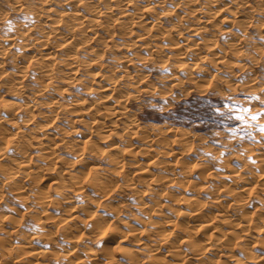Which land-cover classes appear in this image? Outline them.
<instances>
[{"label": "rangeland", "instance_id": "rangeland-1", "mask_svg": "<svg viewBox=\"0 0 264 264\" xmlns=\"http://www.w3.org/2000/svg\"><path fill=\"white\" fill-rule=\"evenodd\" d=\"M13 1L19 4V6L21 4H27L28 6L31 3L29 0H0V9H2L0 11H6L5 14L4 12L0 14V19L4 21L0 22V35L5 37L12 35L16 37L19 34L21 35L23 31H28L31 36H39V27H47L46 23L35 20L36 17H32V11L28 8L25 10L22 8H19V10L18 8H14L13 6L15 3H13ZM147 1L151 2V4H155L157 12L158 10L160 12L168 8L173 11L174 14H180V27H184L183 29L181 28L182 34L176 37L173 31H169L167 35H155L158 32L169 30L171 27L170 25H173L172 20H159L157 25L152 27L149 26L150 28L148 27L149 33L146 32L148 29L144 31V29L138 25L126 28L118 22L106 21L105 27L100 28L95 34L96 36L89 40L86 48L88 51H80L82 53H79V58L82 62L80 63L76 79L74 80H66L65 76L70 77V74L64 75L60 73L59 75L62 77V80L58 78L54 80L51 87L44 89L42 81H39L38 78L39 73L36 69L38 63H35L34 60L30 58H24L25 60H23V57H21L20 53H22V51H20V45H22L23 42L21 41L22 36L17 37L13 46L7 49L3 54V58L5 57V59H3V67H1L0 70V107L3 105L2 97L7 101L13 100L16 103L18 102V104H22L25 102L24 100L28 99L15 95L16 93L14 94V91L13 93L11 91L12 94H9L11 89L9 90V85L4 83V74L6 72L16 71L17 64L26 66L25 74L21 79L24 85L21 84L25 87L24 89L27 96L34 97V107L31 108V112H26L23 108L18 107V104L17 106L15 105L13 109L19 113V117L31 118L30 124L28 123L27 126V128H30L28 130L29 132L27 131L29 135L26 136L27 141L31 142L27 145L29 146L28 151L30 152L27 155V158L30 159V165L24 171L26 172V170L31 169V173L38 178L37 181L35 178L36 184L35 181H31L33 177H28V173L26 172L22 177L19 175L21 179L18 177V179L16 178L15 180L16 182L11 183L6 179L4 180V176L0 172L2 175H0V209H6L11 204L15 206L12 211L0 216V242H4L5 244L8 243V246H12L13 244L16 246V243H20L22 237L26 238V241H28L26 242V248L19 251L14 245L12 248L9 247L12 257L10 256L8 258L10 260H8L7 257L5 258V256L8 255H0V262H2V264H5L7 260L9 264H36L34 262L36 258H42L44 264L47 263L46 261H48L47 264H80L79 261L81 258H85L84 255L85 251H87V247H92L96 250L97 254L100 255L101 253L99 251L100 247H103L101 246L103 243H106L104 246L113 249L116 254V260H114L115 262L113 261L112 264L126 263L127 259L122 254L124 247H132V249L137 247L136 253L141 259L142 264L153 263L156 256L159 257L162 262L166 260L167 262L169 261L168 263H172L178 260L180 262L183 261L185 264H202V262H204L203 260L191 256L192 249L185 244L186 242L181 243L180 240L182 238H179L178 242H175L176 239L169 241L170 243H172V241L175 242L176 248L179 251L177 253L179 254L167 250L173 248V246H169L171 244H168V242L160 246L157 250L158 252L151 254V252L145 248H148L154 242V239L157 241L160 239V235L151 230L159 231L162 229V226L159 227L157 223L153 224L150 221H162L161 218L159 219V217L156 216L159 207L161 210L164 208L162 211H164L169 218H175L178 214L176 213L178 210H175V208L181 209L186 205L185 201L183 202L181 200L182 197H188L190 195L196 196L197 199L199 198L198 200L202 202L206 201L205 203L208 205L218 191L224 192L221 185L228 184L230 186L233 178H239L240 176L244 177L243 174L246 175L245 177H249L252 174L255 175L256 173H260L258 171H260L259 169L261 168V159L264 158V131H261L260 128L264 126V115L259 116L256 121L248 119L247 123L238 119V116L242 114L240 111L242 107L250 110L249 113H243L246 117L250 116V114L264 113V18H262V16L260 17L258 13L255 14L257 6H254L255 4L252 2L250 5L252 6L253 4L254 9L250 6V9L248 7L243 9L244 11L242 8L237 11H228L229 9L225 8L224 5L222 6L226 0H221L222 2H217L218 4H214L213 0H197L198 2H192V5L191 2H188L189 6L202 3V5L207 7V15L212 18L214 27L216 26V35H204L206 33V28L200 29L199 35H190L191 30L186 29L185 26L193 25L195 27L197 23L195 17L203 14L197 11L190 12L189 9L187 10V3L175 4L172 0H132L130 2L133 3L128 9L133 12L135 10L134 8L146 4ZM176 5L178 7H176ZM250 10L255 14H253V19H249L251 23H249L248 20L243 24L246 20L245 18H243L244 21L239 23L238 20H243L242 17L244 13L252 15L251 12V14L249 13ZM253 10L255 12H253ZM68 11H71V8L66 9V12ZM214 15L216 18H214ZM173 16L175 17V15ZM222 17L235 18L234 20H237L229 25L220 23L219 19ZM258 17H260L259 20L257 19ZM8 21H12L11 26L7 24ZM33 22L35 23L34 26L32 24ZM224 26L226 29H220ZM207 27L209 28V26ZM18 31H20V33ZM131 32L134 35H130ZM236 34L237 36H235ZM77 35L81 34L77 33ZM82 36L80 37L82 38ZM176 38L177 40H181V43L187 42L188 45L186 49L188 52L195 51L200 56L202 54L207 55V60H203V58L200 59V57L199 59H193L191 56H188L189 59L187 56L183 59L179 57L182 54L178 52L175 45L172 43ZM184 38H186L187 41L183 40ZM232 42H238L240 51L239 49L235 50L233 47L231 48ZM37 46L38 45H36V47ZM53 46L55 47V45ZM59 48L60 47L56 45L55 49L58 55L61 54ZM241 50H243V52ZM210 56L213 58L215 56H222V59H225L222 62L218 60L219 62L215 63L211 61L213 58ZM19 58H22V63L19 61ZM181 59L182 62L186 61L187 63L190 61L194 64H191L189 68H184L180 65L182 63ZM239 61L244 64V67L239 65ZM251 62H253V64ZM62 63L63 62H57L56 65L59 64V66L63 68L65 66ZM95 72L96 74L104 72L105 74H111L113 77L117 76L118 78L114 80H117L116 86L120 89L117 90L116 93L118 95H123L121 99L125 102L123 103L124 108L122 110L126 117L123 114L119 115L117 117L118 121L114 123V126H116L114 128L115 130L113 129V131L110 132L106 131L108 127H111L108 124V120L100 126H95L97 130L95 127H90V129L84 123L83 120L88 119V116H85L83 119L77 118V113H80L79 109L82 110L86 108L90 103H95L94 106L96 105V109L102 108L105 105V93L100 91V87L104 84V80H100V77L94 76ZM117 74H121V77ZM176 76L179 81L176 80ZM190 77L192 80L189 79ZM134 80H136L137 83H134ZM129 81H132L133 86H131L132 84H127L130 83ZM134 87L137 88L134 89ZM128 90L130 94L132 93V96L128 94ZM32 92H34V94ZM51 99H58L60 104L58 107H54L53 110L51 108ZM107 106H110V104H107ZM113 119L115 120V118ZM102 120L103 118L101 117L100 121ZM2 126L6 127H2L4 130L8 129L6 131H12L8 124H2ZM37 127L39 129L40 127L41 129H45L47 133L49 132L51 135V137L50 135L47 136L53 141L50 145L51 148L54 149L53 153L51 151L52 154L49 153L48 155L47 151L45 152L41 147L43 143H47L48 140L46 141L45 138L41 139L42 143L40 145V139L33 136V132L38 131ZM175 127L182 128V133H180V129L179 133L177 130L175 131ZM3 129L0 128V132H5ZM30 131L33 132L30 133ZM76 131L90 134L89 138L91 136L90 140L92 145H94L92 147L93 151H90L91 148H87L90 151L88 155L94 156V159L101 166L103 164L102 167H104V169H106L105 167H107V169L110 168L109 170L100 169L102 170L100 173L105 171L104 173L111 177H113L112 175L116 176L112 179L114 181H110L111 187H108L112 188V190H107V187L104 188L106 192L108 191V193L105 192L106 195H103L104 193L100 191L99 196V190L94 185L92 186V182L98 177L96 173H92L93 175L90 174L93 178L88 174V177L85 178V186L80 189H75L78 191L73 192V188L67 187L66 189L65 187V189L62 188L60 191L61 193L56 192L58 191L57 185H59V183H56L51 176H57L55 173L60 169L63 170V176L61 175V178L64 179L68 175H66V173L71 169L70 165L80 160V155L76 156L75 152L72 151L73 147L71 149V146H74V143H76L78 139V136H75ZM184 131H186V133ZM11 136L13 135L8 137ZM141 136H145L146 138H141ZM26 143L24 142V144ZM111 145L121 146L122 148L118 147L117 150L110 151ZM97 146L102 148L103 151L94 150ZM127 147H131V152ZM119 148L121 150H119ZM248 149L250 150L248 151ZM94 151L97 153H94ZM105 151L111 152L117 158L118 163L112 162V164L108 156L111 153L108 154ZM163 151H166V153ZM61 168H64L66 173L64 169ZM140 170H144L143 173H140ZM251 170L255 173H252ZM108 172L111 173L109 174ZM184 174L187 175L185 176ZM238 174L240 175L238 176ZM95 175L96 177H94ZM155 175L157 177H155ZM88 178L91 181L93 179V181L88 183ZM19 179L20 181H18ZM20 182L24 183L23 185L27 193H23L19 196L16 190ZM34 185H36L35 188ZM36 187L37 189L38 187L40 189L42 188L43 192L46 193L44 195H46L47 199L43 206H40L38 202L32 199L31 195L33 190H36ZM70 189H72V191ZM222 192L219 194H223ZM261 193L263 194L260 189H257V192L255 191L253 194L255 196H247V198H249L247 210H249L248 213H246L255 217L253 220V222L255 221L254 224L258 222L260 225L264 219L263 215H261L262 219H260V215L258 216V212L261 214L260 211H262L259 210L260 207L258 206V198L264 195ZM86 194H89V196ZM95 195H97V197ZM28 196H30V198ZM93 196L97 198L96 200L98 202L96 200V203L94 202L96 205L91 203V199L89 201V198H93ZM103 196H105V198H103ZM98 198L100 200H98ZM66 199H71V202H67ZM153 200L156 202L159 201L160 206H158V209L156 207H151L150 209L148 208V210L145 208L147 211L142 210L144 209L142 206L145 205L142 204L143 202L152 204L154 202ZM107 202L109 205L111 204L109 207L110 209L104 211L103 207L105 204H108ZM82 203H85V205L90 203L89 208L92 209L94 213L97 212L96 214L101 216L99 217L100 220L102 219L103 222L106 221V225L102 226L103 229L96 231L88 238L84 234L88 229L85 224H87L88 221L90 222L92 216L88 211H83L85 205ZM92 205L93 207L91 208ZM74 209L76 211L72 217L71 211H74ZM115 209H118L119 212ZM209 212L210 211H207V216L210 217L212 213L208 215ZM84 214H87L88 217H85ZM30 215L32 218H30ZM9 217H15V219H9ZM79 217H83V219L80 218L83 220V223L81 222L82 220L78 219ZM104 217L105 220H103ZM42 221L46 222V229H48L45 232H41L38 229ZM65 221L68 223L66 222V225H63ZM103 222L102 224H104ZM67 224L70 225V228H68L69 226H67ZM215 224H217L218 227L225 228L221 223L215 222ZM155 226L156 230L154 228ZM177 226L179 227L180 224H177ZM114 227H119L118 232L111 234V230ZM171 227H168V230H170ZM176 227H172L171 230L178 232L179 229ZM76 228L80 229L79 231L82 230V232L79 233L78 231L77 233ZM103 230L108 232L105 236H103ZM131 232L137 234V238H139L140 241L133 239L132 236H130ZM151 232L153 235L150 234V237L147 236ZM185 233L186 232H184V234ZM95 234L96 238L93 239ZM122 234L129 235L124 237ZM216 234L215 232L213 233V235L217 237L218 234ZM74 235H76V239ZM114 236L116 240L122 237L124 238L125 241L123 240L121 242L123 247L121 245V247H119L112 239ZM207 236H209V234H207ZM14 238L16 240H14ZM79 238H84V240H82L83 242H81ZM222 238L223 237L219 239L221 240L220 242H222ZM139 242H142L143 245H139ZM241 242L242 239L236 240L231 246L232 249L231 247L228 248V246L226 247L228 249L221 250L219 249L221 247L217 248L218 250L212 249L213 251L205 249L201 255L213 261L216 259V264H235L236 258H246L244 256L248 255V250L250 252L249 254H261L264 256V251L259 249V240L254 238L250 241L246 248L247 251H243L244 249L240 247ZM75 244L79 246V250L77 247L73 246ZM83 244L86 246L82 247ZM51 250H53V252ZM47 251L48 253L45 255ZM51 252L53 254L55 252L54 257ZM49 253H51L50 255L52 256H50ZM185 253L187 256L182 260L181 258H183ZM79 254H81V256ZM68 255L71 258L68 257ZM152 255L154 258H152ZM21 256L23 258L21 261L16 259ZM233 260L235 262H233ZM199 261L201 262L199 263ZM107 263L111 264L109 262Z\"/></svg>", "mask_w": 264, "mask_h": 264}, {"label": "bare ground", "instance_id": "bare-ground-1", "mask_svg": "<svg viewBox=\"0 0 264 264\" xmlns=\"http://www.w3.org/2000/svg\"><path fill=\"white\" fill-rule=\"evenodd\" d=\"M31 1V3L29 4L28 2V6L27 4L24 5V4H21L19 6V4H16L15 1H13V3H15V5L13 6L14 8H19L21 9H30L32 11V17H36L35 20H40L42 23H46L47 27H39L40 28V35L39 36H31L30 33L27 31V32H24L22 33L21 31V35L19 34L18 36L16 37H12L11 36H1L0 35V70H1V67L2 66V63H3V59H5V57L3 58V54L6 52L7 49H10L13 44L16 42V39L17 37H21L22 36V45H20V51H22L21 54V57H23V60H25L24 58H30L32 60H34V62L38 63L37 66H36V69L39 73V81H42L43 83V86H44V89H47L49 87H51L53 85V82L54 80L58 79V78H61L62 80V77H60V73H63L64 75L65 74H70V77L68 76H65L66 80L69 79L70 80H74L76 79V75H77V71L79 70V67H80V63L82 62L81 59L79 58V53H82L83 51H88L86 50L87 48V45L89 43V40L91 38H94L97 33V31L100 29V28H103L105 27V23L106 21H112V22H118L120 23L121 25H123L124 27L126 28H130L134 25H138L140 26L141 28L144 29H148L149 26H154V25H157V23H159V20L163 19V20H172V24L173 25H170L171 27L169 28V30H166V31H163V32H158L156 33L155 35H167V33L169 31H173L177 37V35H181L182 32H181V28L183 29L184 27H180L181 26V21H180V14H174L173 11H171L170 9L168 8H165L163 10H161L159 12L156 11V6L155 4H151V2H146V4L144 5H139L137 6L136 8H134L135 10L133 12L129 11L128 8H130V6L132 5L133 2H130L132 0H128V1H124V0H29V2ZM163 1V0H162ZM174 1L175 4H180V3H187L188 2H191V5H192V2L196 1L198 2L197 0H172ZM209 1V0H208ZM221 0H213L214 4H218L217 2H219ZM224 1V0H223ZM207 2V1H206ZM222 2V1H221ZM254 2V6H257L255 11L253 10V12L258 13L260 15V17L262 16V18H264V0H226V2H224L222 4V6L224 5L225 8L229 9L228 11H232V10H235L237 11L238 9H245V8H248L250 9V4ZM18 3V2H17ZM204 3V2H203ZM208 3V2H207ZM174 4V5H175ZM186 4V5H187ZM189 6V4L187 5V10L189 9L190 12H195L197 11L198 13L200 12V14H203V15H199L198 17H195L197 23L195 25V27L193 25H187L185 26L186 29L188 30H191L190 32V35H199V30L202 29V28H206L205 30V34L204 35H216V31H215V27H214V23L212 21V18L207 15V7H205L204 5H202V3H198L194 6ZM221 5V4H220ZM74 7V8H73ZM176 7H178L176 5ZM220 7V6H219ZM253 7V4L251 6V8ZM1 8V7H0ZM13 8V9H14ZM60 8V9H59ZM68 8H71V11H68L66 12V9ZM254 9V7L252 8ZM2 10V9H0ZM4 10V9H3ZM223 10V9H222ZM66 13H65V12ZM227 11V12H228ZM244 11V10H243ZM1 12H4V11H0V14H2ZM6 12V11H5ZM4 12V14H5ZM8 12V11H7ZM251 12V10L249 11V13ZM220 13V12H219ZM252 13V12H251ZM250 13V14H251ZM190 14V13H189ZM253 14L252 15H247V14H243V18H245L246 20L244 21L243 20H238V22H243V24L245 22H247L249 19H253ZM254 14V15H255ZM175 15V17L173 16ZM239 15V14H238ZM1 17V16H0ZM258 17L257 19L259 20ZM4 18V17H3ZM214 18L215 15H214ZM235 19V18H234ZM234 19H231V18H220L219 21L220 23H225V24H233L234 22H236V20ZM2 19H0V22H4L3 20L1 21ZM250 20L248 21L249 23ZM39 21V22H40ZM261 21V20H260ZM2 24V23H1ZM33 26L35 25V23L33 22L32 23ZM260 24V23H259ZM262 24V22H261ZM45 25V24H44ZM211 25V26H210ZM240 25V24H239ZM247 25V24H246ZM32 26V28H33ZM209 26V28L207 27ZM242 26V25H241ZM29 27V26H28ZM122 27V26H121ZM258 27V26H257ZM150 28V27H149ZM16 29V28H15ZM30 29V28H29ZM28 29V30H29ZM220 29H226L225 26L224 27H221ZM123 30V29H121ZM125 30V29H124ZM131 30V29H130ZM207 30H208V34H207ZM148 30H146L147 33ZM20 33V31H18ZM125 32V31H124ZM201 32V31H200ZM77 33L81 34V35H77ZM127 33V32H126ZM144 33V32H143ZM152 33V32H151ZM128 34V33H127ZM132 34V32L130 33V35ZM83 35V36H82ZM134 35V34H132ZM82 36V38L80 37ZM237 36V34L235 35ZM135 37V36H134ZM137 37V36H136ZM154 37V36H153ZM175 37V36H174ZM211 38V37H210ZM20 39V38H18ZM131 39V38H130ZM148 39V38H147ZM198 39V38H197ZM209 39V38H208ZM207 39V40H208ZM132 40V39H131ZM136 40V39H135ZM138 40V39H137ZM183 40H186V38H184ZM134 41V40H133ZM145 41V40H144ZM201 41V40H200ZM203 41V40H202ZM183 42V41H182ZM133 43V42H132ZM173 45H175V48L178 50V52L180 54H182L181 57L182 59L186 56L188 58V56H191V58L193 59H200L203 58L207 60V55H199L198 53H196L195 51H191V52H188V50L186 49L187 47V42H184V43H181V40H174L172 41ZM233 44H231V48L233 47V49L235 50H238L240 51V47H238V42L235 43V42H232ZM241 43V42H240ZM126 44V43H125ZM142 44V43H141ZM146 44V43H145ZM144 44V45H145ZM202 44V42H201ZM36 45H38L36 47ZM55 45H58L60 48V52L61 54H57L56 52V49L55 47L53 46ZM124 45V44H123ZM138 45V44H137ZM192 45V44H191ZM213 45V44H212ZM254 45V43H253ZM140 46V45H139ZM256 46V45H255ZM124 47V46H123ZM194 47V46H193ZM205 47V46H204ZM229 47V45H228ZM198 49V48H197ZM213 49V48H212ZM242 49V48H241ZM246 49V48H245ZM92 50V49H90ZM257 50V49H256ZM263 50V49H262ZM82 51V52H80ZM182 51V52H181ZM234 51V50H233ZM243 52V50H241ZM211 52V51H210ZM225 52V51H224ZM231 52V51H230ZM237 52V51H236ZM148 53V52H147ZM216 53V52H215ZM250 53V52H249ZM257 53V52H256ZM263 53V52H262ZM7 54V53H6ZM13 54V53H12ZM100 54V53H98ZM149 54V53H148ZM210 54V53H208ZM224 54V53H223ZM235 54V53H233ZM245 54V53H244ZM247 54V53H246ZM253 54V53H252ZM177 55V54H176ZM242 55V54H241ZM7 56V55H6ZM14 56V55H13ZM137 56V55H135ZM236 56V55H235ZM9 57V56H8ZM128 57V56H127ZM211 57V56H210ZM209 57V58H210ZM216 57V56H215ZM214 57V58H215ZM234 57V56H233ZM232 57V58H233ZM141 58V57H140ZM213 58V57H211ZM211 59L212 62H219L221 60L224 61L225 58L222 59V56L220 57H216L215 59ZM238 58V57H237ZM251 58V56H250ZM18 59V58H17ZM20 59V58H19ZM22 59V58H21ZM21 59L19 61H21ZM120 59V58H119ZM182 59H181V62H182ZM189 59V58H188ZM227 59V58H226ZM16 60V59H14ZM30 60V61H32ZM187 60V59H186ZM219 60V61H218ZM228 60V59H227ZM249 60V59H248ZM198 61V60H197ZM210 61V62H211ZM27 62V61H26ZM57 62H63L62 64L65 66L63 68H61L58 65H56ZM178 62V61H177ZM180 62V60H179ZM239 65L244 67L243 63L241 61H239ZM249 62V61H248ZM16 63V62H15ZM22 63V61H21ZM197 63V62H196ZM246 63V62H245ZM253 64V62H251ZM17 64V63H16ZM27 64V63H26ZM25 64V65H26ZM61 64V65H62ZM193 65L194 63L193 62H187L184 61L182 62L180 65L183 66L184 68L185 67H188L190 65ZM224 64V63H223ZM15 65V64H14ZM238 65V66H239ZM250 65V64H249ZM197 66V65H196ZM225 66V65H224ZM252 66V65H251ZM16 67V66H15ZM26 66L24 65H18L17 64V67H16V71L13 70L10 71V72H6L4 75L5 78H4V83H6L7 85H9V94L13 93L14 91V94L15 95H19L21 97H25V98H28L27 100H24L25 102L22 103V104H18V102H14L13 100H6L4 97H2L3 99V105L2 107H0V128L3 129L2 127H5V126H2V124H8L10 126V128L12 129V131H6L8 129H3L5 132H0L1 135H0V172L2 173V175L4 176V180L6 179L8 182H16V178L18 179V177L20 178L19 175H21V177L23 175H25V173L27 172L28 173V177H33L31 181H35V178H36V181H37V178L35 175H33V173H31V169H28L26 170V172L24 171L25 169H27L30 165V159L27 158V155L30 153L28 150H29V145L31 142L30 141H27V135L28 134V130L30 128H27L28 126V123L30 122V117L28 118H21L19 117V113L13 109L15 107V105L17 106V104L19 105L18 107L20 108H23L26 112H31V108L34 107V97L31 96V97H28L27 96V93L25 91V87L23 86L24 84L22 83L21 79L22 77L24 76L25 74V68ZM219 67V66H218ZM227 67V66H226ZM114 68V67H113ZM117 68V67H116ZM177 68V66H176ZM119 69V68H118ZM183 69V68H182ZM223 69V68H222ZM6 70V69H4ZM110 70V69H109ZM112 70V69H111ZM189 70V69H187ZM241 70V69H240ZM230 71V70H229ZM4 72V71H2ZM111 72V71H110ZM121 72V71H120ZM253 72V71H252ZM112 73V72H111ZM114 73V72H113ZM127 73V72H126ZM1 74V73H0ZM216 74V73H215ZM119 75V74H117ZM123 75V74H122ZM176 75V74H174ZM96 77H100L99 79L100 80H104V84H102V86L100 87V91L104 92L105 93V105L103 106L101 103V105L103 106L102 108H95L94 104L92 103H88L89 106H87L86 108L80 110V113H77L79 119H83L85 116H88V119L86 120H83L84 123L86 124L87 127H97V126H100L101 124H104L106 123V121L108 120L109 121V126L111 127H106V131L107 132H110V131H113V129L116 127L114 126L115 122H117V117L121 114L124 115V111L122 110L124 108L123 106V103H125L121 97L123 95H118L116 93L117 90H119L120 88L117 87V80H114L115 78L117 79L118 77L117 76H112L111 74H105L104 72L101 73V74H96L95 72V75ZM121 77V74L119 75ZM124 76V75H123ZM131 76V75H130ZM193 76V75H192ZM248 76V75H247ZM68 77V78H67ZM186 77V76H185ZM219 77V76H218ZM233 77V76H232ZM253 77V76H252ZM36 78V79H38ZM178 77L176 76V80ZM180 78V77H179ZM195 78V77H194ZM140 79V78H139ZM191 79V77L189 78ZM220 79V78H219ZM181 80V79H180ZM192 80V79H191ZM179 81V80H178ZM249 81V80H248ZM130 83H127L131 86H133V83L132 81H129ZM134 83L137 81L134 80L133 81ZM176 82V81H175ZM182 82V81H181ZM23 85H22V84ZM41 83V82H40ZM126 83V82H125ZM251 83V82H250ZM5 84V85H6ZM179 84V83H178ZM140 85V84H139ZM214 86V85H213ZM128 87V86H127ZM138 87V86H137ZM137 87H134L137 88ZM8 88V87H7ZM42 88V87H41ZM141 88V87H139ZM43 90V89H42ZM41 91V90H40ZM45 91V90H44ZM133 91V90H132ZM11 93V94H12ZM34 94V92H32ZM126 93V92H125ZM13 94V95H14ZM124 94V93H122ZM128 94L130 96H132L128 90ZM36 95V94H35ZM127 96V95H126ZM125 96V97H126ZM136 96V95H135ZM1 97V96H0ZM124 97V98H125ZM1 99V98H0ZM22 99V98H21ZM1 100V101H2ZM51 108L53 110L54 107H58L60 104H59V100L58 99H51ZM80 103V102H79ZM78 103V104H79ZM83 103V102H82ZM110 104V106H107V104ZM81 105V104H80ZM99 105V103H98ZM97 105V106H98ZM100 107V106H99ZM14 110V111H13ZM49 110V109H48ZM67 110V109H66ZM24 111V112H25ZM20 112V111H19ZM25 112V113H26ZM53 113V112H52ZM18 115V116H17ZM22 115V113H21ZM31 115V114H29ZM50 115V114H49ZM24 116V115H23ZM48 116V115H47ZM51 116V115H50ZM126 117V115H124ZM32 117V116H31ZM52 117V116H51ZM100 117V119H99ZM101 117L103 118L102 121L101 120ZM115 118V120L113 119ZM51 120V118H50ZM131 122V121H130ZM30 124V123H29ZM127 124V123H126ZM43 127V126H41ZM40 129L38 128V131H30L33 132V136H36L37 138L40 139V145L42 143V140L43 138L46 139L47 143H43V145L41 146L43 149L42 150H45V152L47 151V154L49 155V153H53L54 149L51 148V143H53L52 139L50 138L51 135L49 134V132L47 133V131L45 129ZM95 127V128H96ZM6 128V127H5ZM90 128V129H91ZM131 128V127H130ZM97 129V128H96ZM100 129V128H99ZM175 131L177 130L178 133L180 131V133H182V128L180 127H175L174 128ZM180 129V130H179ZM36 130V128H35ZM89 130V129H88ZM98 130V129H97ZM115 130V129H114ZM184 130V129H183ZM186 130V129H185ZM28 131V132H27ZM90 132V131H88ZM134 132V131H133ZM186 133V131H184ZM80 132L76 131L75 132V136L77 135L78 136V139H77V142L74 143V146H71V149L73 147V152H75L76 156L80 155L79 157V161L75 164L72 163L71 166V169L70 171H68L67 173L65 172V169L64 168H61V169H64V172L66 173V177L63 179L61 178L63 175V170H56L57 173V176H51V178L53 177L54 181L56 183H59V185H57L58 187V191H56L57 193H61L60 191L62 190V188L67 189V187L69 188H73V192L74 191H78V190H75V189H80L82 187H84V183L86 182V179L88 177V174L90 176V174L92 173H96L97 174V179L92 181L89 179L88 183L89 182H92V186L94 185L98 190H99V196H100V191L102 193H104L103 195H106V193H108V191L106 192V190L104 189L105 187H107V190L111 189L112 188H108V187H111L110 185V181L113 179V177H116L114 175H112L113 177L109 176L108 174H105L103 171L102 173H100V169H104L103 164L102 166L94 159V156H90L88 155V153H90V151H93V145L91 143V136L89 138V135L88 133L86 132ZM183 133V134H185ZM188 133V132H187ZM38 134V136H37ZM115 134V132H114ZM182 134V135H183ZM10 135H13L11 137H8ZM47 135H50L47 136ZM53 135V134H52ZM108 135V134H107ZM117 135V134H116ZM187 135V134H186ZM76 136V137H77ZM101 136V135H100ZM104 136V135H103ZM106 136V135H105ZM16 137V138H15ZM81 137V138H79ZM118 137V136H117ZM140 137V136H139ZM145 137V136H143ZM141 136V138H143ZM149 137V136H148ZM185 137V135H184ZM32 138V136H31ZM30 138V139H31ZM146 138V137H145ZM29 140V139H28ZM149 140V139H148ZM177 140V139H176ZM32 141V140H31ZM34 141V140H33ZM36 141V140H35ZM24 142L26 144H24ZM37 142V141H36ZM44 142V141H43ZM75 142V141H74ZM126 142V141H125ZM177 142V141H176ZM55 143V142H54ZM73 143V142H72ZM129 143V142H128ZM114 144V143H112ZM121 144V143H120ZM132 145V144H131ZM107 146V145H106ZM112 147H110V151L112 150H117L118 147H121V146H117V145H111ZM125 146V144H124ZM130 146V145H129ZM137 146V145H136ZM167 146V144H166ZM87 148H91L90 151L87 149ZM122 148V147H121ZM128 148V147H127ZM171 148V147H170ZM41 149V148H40ZM102 148L100 147H95L94 150H99V151H103V149L101 150ZM131 147L128 148V150L130 151ZM41 150V151H42ZM119 150H121L119 148ZM127 150V149H126ZM127 150V152H128ZM157 150V149H156ZM155 150V151H156ZM250 149H248L249 151ZM133 151V150H132ZM145 151V150H144ZM107 152L108 154L111 153L109 151H105ZM121 152V151H120ZM131 152V151H130ZM164 153H166V151H163ZM51 153V154H52ZM94 153H97L94 151ZM93 153V154H94ZM101 153V152H100ZM122 153V152H121ZM139 153V152H138ZM150 153V152H148ZM71 154V152H70ZM92 154V153H91ZM129 154V153H128ZM74 155V154H73ZM104 155V154H103ZM141 155V154H140ZM164 155V154H163ZM99 156V155H98ZM110 157V162L112 163H118V160L117 158L111 153L108 155ZM108 157V158H109ZM30 158V157H29ZM239 158V157H238ZM109 160V159H108ZM258 160V159H257ZM109 162V163H110ZM241 162V161H240ZM68 163V162H67ZM112 163V164H113ZM110 165V164H109ZM243 165V164H242ZM261 168L259 169L260 173H256L254 176H249V177H245L246 175H244V177H239V178H233L232 179V183H230V186L228 184H224L223 186L221 185V187H223V191L221 192L223 194H219L221 192L218 191V193H216V195L213 196L212 200H211V203H208V205L205 203V202H202L200 200L197 199L196 196H188V197H182L181 200L185 203L186 205L184 207H182L181 209H177L175 208V210H178V213L177 216L175 218H169L168 215H166V213H164V211L161 210V208L159 207L158 209V206H160V203L159 201H154L152 204H146V202H143L142 204H145L144 206H142V210H146L145 208H148L150 209L151 207L154 208L156 207L159 211L157 212L156 216L159 217V219L161 218L162 221L160 220V222L157 220H152L150 222H152L153 224L154 223H157V225L162 226V229L161 232L160 230L159 231H154V230H151L152 232H155L157 233L158 235H160V239L157 241L156 239H154L153 243L148 247V248H145L147 249L149 252H151V254H154L155 252H158L157 250L159 249L160 246H162L164 243H167L168 244H171L169 246H173V248L171 249H167L168 251L171 250V252L173 251L175 254L178 251V249L176 248V245H175V242L177 241L178 242V239L182 238L180 241L181 243L182 242H186L185 244H187V246H189V248L191 247L192 249V254L191 256H194L195 258L197 259H201L203 260L204 262H202V264H216V259L211 260V259H207L208 257H202V252L205 250V249H209V250H212V249H217L219 247L220 250L221 249H228L230 248L235 242L236 240L238 239H242V242H241V245L240 247L242 249H244L243 251L246 250V248L248 247L249 245V242L252 241L254 238L256 240H259L260 241V247L259 249L260 250H263L264 251V219L260 225V223L257 222V224L253 222V220L255 219V217L253 215H250V214H246L248 213V210H247V206L249 204V198H247V196H255L253 195L254 192L256 191L257 192V189H260L263 194H264V158L261 159ZM106 166V165H105ZM183 167V166H182ZM181 167V168H182ZM107 169V167H105ZM180 168V167H179ZM55 169V168H54ZM104 169V170H106ZM110 168H108L107 170H109ZM115 169V168H114ZM246 169V168H245ZM252 169V168H251ZM257 169V168H256ZM178 170V169H177ZM247 170V169H246ZM113 171V170H112ZM144 170H140L139 172L140 173H143ZM183 171V170H182ZM252 172V170H251ZM104 173V174H103ZM109 174L111 172H108ZM184 173V171H183ZM235 173V172H234ZM252 173H255V172H252ZM99 174V175H98ZM188 174V173H187ZM187 174H184L185 176ZM1 175V174H0ZM1 175V176H2ZM62 175V176H61ZM93 175V174H92ZM117 175V173H116ZM152 175V174H151ZM175 175V174H174ZM236 175V174H235ZM240 174H238L239 176ZM38 176V175H37ZM150 176V175H149ZM162 176V175H161ZM184 176V177H185ZM237 176V177H238ZM92 177V176H90ZM96 177V175L94 176ZM155 177H157L155 175ZM93 178V177H92ZM21 179V178H20ZM20 179L18 181H20ZM129 179V178H128ZM141 179V178H140ZM143 179V178H142ZM3 181V180H2ZM35 181V183L37 184V182ZM114 181V180H112ZM125 181V180H124ZM147 181V180H146ZM172 181V180H171ZM189 181V180H188ZM234 181V182H233ZM5 182V181H4ZM3 182V183H4ZM231 182V181H230ZM31 183V182H30ZM124 183V182H123ZM24 183L20 182V184L18 185V191L16 190V193L20 196L22 195L23 193H27L26 190H25V186L23 185ZM55 184V183H54ZM117 184V183H116ZM114 184V185H116ZM122 184V183H121ZM129 184V182H128ZM233 184V185H231ZM27 185V184H25ZM88 185V184H87ZM90 185V184H89ZM17 186V185H16ZM36 185H34V188H35ZM53 186V185H52ZM56 186V185H55ZM54 186V187H55ZM113 186V184H112ZM217 186V185H216ZM15 187V186H14ZM28 187H31V186H28ZM51 187V186H50ZM93 187V188H95ZM148 187V186H147ZM153 187V186H152ZM27 188V187H26ZM32 188V187H31ZM33 188V189H34ZM92 188V189H93ZM95 188V189H96ZM115 188V187H114ZM113 188V189H114ZM16 189V188H15ZM30 189V188H29ZM96 189V190H97ZM9 190V189H8ZM28 190V189H27ZM72 191V189H70ZM97 190V191H98ZM47 191V190H46ZM83 191V190H81ZM85 191V190H84ZM95 191V190H94ZM164 191V190H163ZM208 191V190H207ZM11 192V191H10ZM89 192V191H88ZM106 192V193H105ZM112 192V191H111ZM212 192V191H211ZM31 193V192H30ZM85 193V192H84ZM83 193V194H84ZM110 193V191H109ZM117 193V192H116ZM46 193L43 192L42 188L40 189L38 187H36V190H33L32 192V199L35 200L36 202H38L40 204V206L44 205L46 203V195H44ZM78 194V193H77ZM214 194V193H213ZM262 194V193H261ZM262 194V195H263ZM64 195V194H63ZM85 195V194H84ZM89 196V194H86ZM181 195V194H180ZM61 196V195H60ZM80 196V195H79ZM97 197V195H95ZM30 198V196H28ZM66 197V196H65ZM89 198V201L91 199V203L93 204L95 202V200L97 198ZM250 197V198H251ZM63 198V197H62ZM84 198V197H83ZM88 198V197H87ZM103 198H105V196H103ZM115 198V197H114ZM20 199V198H19ZM86 199V198H85ZM179 199V198H177ZM258 206L260 207L259 210H262L260 211L261 214H259L258 212V216L260 215V219L261 218V215L264 216V195L261 197V198H258ZM57 200V199H56ZM67 200V199H66ZM98 200H100L98 198ZM105 200V199H104ZM180 200V199H179ZM34 201V202H35ZM87 201V199H86ZM97 201V200H96ZM106 201V200H105ZM178 201V200H177ZM67 202H71V199H68ZM88 202V201H87ZM86 202V203H87ZM98 202V201H97ZM112 202V201H111ZM110 202V203H111ZM96 203V202H95ZM94 203V204H95ZM108 203V202H107ZM85 205V203H82ZM80 204V205H82ZM93 204V205H94ZM12 205V204H11ZM11 205H7L8 207L5 209H0V216L2 215H5L7 212L9 211H12L15 206H11ZM93 205L91 206V208L93 207ZM96 205V204H95ZM99 205V204H98ZM111 205V204H110ZM109 203L108 204H105L104 207H103V210L104 211H108V209H110ZM178 205V204H177ZM251 205V204H250ZM23 206V205H22ZM87 206V207H86ZM90 206V203L85 205L84 206V210L83 211H88L89 214H91L92 216V219L90 220V222L88 221L87 224H85L87 226V231L86 233H84L87 238L92 236L96 231H100V229H103L102 226L103 225H106L105 222L102 221V219L100 220L99 215H97L96 213H94L92 211V209L89 208ZM141 206V205H140ZM81 207V206H80ZM86 207V208H85ZM178 207V206H177ZM155 208V209H156ZM180 208V207H178ZM255 208V206H254ZM42 209V208H40ZM83 209V208H82ZM156 209V210H157ZM43 210V209H42ZM118 211V209H115ZM146 210V211H147ZM215 210V211H214ZM258 210V211H259ZM75 209L74 211L72 210L71 211V215L73 217V215L75 214ZM114 211V210H113ZM207 211H210L208 213V215L211 214V216H207ZM240 211V212H238ZM242 211V212H241ZM37 212V211H35ZM40 212V211H39ZM115 212V211H114ZM119 212V211H118ZM168 212V211H167ZM19 213V212H18ZM38 213V212H37ZM250 213V212H249ZM39 214V213H38ZM255 214V213H254ZM257 214V213H256ZM24 215V214H23ZM32 215V214H31ZM30 215V216H31ZM35 215V214H34ZM85 215V214H84ZM13 216V215H12ZM36 216V215H35ZM88 217V215L86 214L85 217ZM262 216V217H263ZM34 217V216H33ZM37 217V216H36ZM171 217V216H170ZM11 218H14L15 217H11ZM9 217V219H11ZM32 218V216L30 217ZM38 218V217H37ZM40 218V217H39ZM50 218V217H49ZM83 217H79L78 219H80ZM166 218V219H165ZM5 219V218H4ZM12 219V220H14ZM17 219V218H16ZM21 219V218H20ZM43 219V218H42ZM45 219V218H44ZM80 219V220H82ZM158 219V220H159ZM18 220V219H17ZM86 220V218H85ZM105 220V217L104 219ZM217 220V221H215ZM7 221V220H6ZM16 221V220H14ZM41 221V220H40ZM120 221V220H119ZM17 222V221H16ZM66 222H63V225H66ZM83 223V220L81 221ZM85 222V221H84ZM102 222L104 224H102ZM110 222V221H108ZM215 222H218V223H221L225 226V228H221V227H218L217 224H215ZM261 222V220H260ZM62 223V222H61ZM68 223V222H67ZM72 223V222H71ZM112 223V222H111ZM151 223V224H152ZM14 224V223H13ZM76 224V223H75ZM177 224H180V226L178 227ZM8 225V224H7ZM77 225V224H76ZM82 225V224H81ZM67 226H69L68 228H70V225L67 224ZM111 226V224H110ZM154 226V225H153ZM178 227V232H174L173 230H171L172 227ZM3 227V226H2ZM1 227V228H2ZM15 227V226H14ZM106 227V226H104ZM168 227H171L170 230H168ZM176 227V228H177ZM13 228V226H12ZM72 228V227H71ZM79 228H80V225H79ZM119 228V227H118ZM118 228L117 227H114L112 228V233H116L118 232ZM155 230H156V226L154 227ZM39 231L41 232H45L46 230V222L42 221L40 223V226H39ZM64 229V228H63ZM74 229V228H72ZM151 229V228H150ZM153 229V228H152ZM75 230V229H74ZM73 230V231H74ZM80 229H77L76 228V232L78 233ZM35 231V230H34ZM36 232V231H35ZM75 232V231H74ZM82 232L79 231V233ZM103 232V236L106 235V232L105 230L102 231ZM121 232V231H119ZM149 233L147 236L150 237V234L153 235V233ZM172 232V233H171ZM184 232H186L184 234ZM217 233V237L213 235V233ZM51 233V232H50ZM110 233V231H109ZM125 233V232H124ZM127 233V231H126ZM139 233V232H138ZM180 233H183V234H180ZM9 234V233H8ZM36 234V233H35ZM47 234V233H46ZM54 234V233H53ZM51 234V235H53ZM75 234V233H74ZM97 234V233H96ZM96 234L94 235L93 239L96 238ZM101 234V233H100ZM119 234V233H118ZM207 234H209V236H207ZM28 235V234H27ZM48 235V234H47ZM77 235V234H76ZM76 235H74V238L76 239ZM80 235V234H79ZM78 235V237H79ZM82 235V234H81ZM124 237L125 236H128L129 234H122ZM156 235V234H155ZM20 236V235H19ZM22 236V234H21ZM44 236V235H43ZM98 236V234H97ZM130 236H132L133 239L135 240H138L140 241L139 238H137V234H135L134 232H131ZM71 237V236H70ZM83 237V236H82ZM110 237V236H109ZM222 238V242H220ZM73 238V237H72ZM100 238V237H99ZM105 238H108V237H105ZM123 238V237H122ZM120 238L119 240H116L115 236L114 238H112L117 244L119 247H121V242L124 240V238L122 239ZM137 238V239H136ZM23 239V240H22ZM20 243H16V249L19 251V250H22L23 248H26V238L22 237ZM52 239V238H51ZM80 239V238H79ZM176 239V240H175ZM226 239V240H225ZM252 239V240H251ZM14 240H16L14 238ZM19 240V239H18ZM81 242H83L82 240H84V238L80 239ZM79 240V241H80ZM107 240V239H106ZM129 240V238H128ZM171 240H175V242L172 241V243H170L169 241ZM48 241V239H47ZM51 241V240H50ZM125 241V240H124ZM161 241V242H160ZM226 241V242H225ZM16 242V241H15ZM18 242V241H17ZM72 242V241H71ZM151 242V241H150ZM73 243V242H72ZM78 243V241H77ZM133 243V242H132ZM8 243H2L0 242V255H8V256H5V258L7 257V259L12 255L11 253V249L12 246H8L7 245ZM86 244V243H85ZM100 244V243H99ZM98 244V245H99ZM106 244V243H105ZM103 243V246L102 248L100 247V255L97 254L96 250H94L92 247H87V251H85V258L82 259L79 261L80 264H106L107 262L111 263L116 260L115 259V252L113 249L104 246L105 245ZM139 245H143L142 242L138 243ZM167 244V245H168ZM10 245V244H9ZM88 245V244H87ZM121 245V246H120ZM145 245V243H144ZM75 247H77V249L79 250V246H77L76 244L73 245ZM86 246V245H85ZM84 244L82 247H85ZM116 246V245H115ZM117 246V247H118ZM138 246V245H137ZM186 246V245H185ZM228 246V248H226ZM10 247V248H9ZM28 247V246H27ZM74 247V248H75ZM123 247V246H122ZM140 247V246H139ZM73 248V247H72ZM81 248V247H80ZM137 248V247H136ZM135 248V249H136ZM76 249V248H75ZM102 249V250H101ZM120 249V248H119ZM132 249V247H124L123 250H122V254L126 257L127 261L125 264H142L141 262V259L138 257L136 251L137 249ZM140 249V248H139ZM232 249V247H231ZM241 249V250H242ZM47 250V248H46ZM83 250V249H81ZM99 250V249H98ZM190 250V249H189ZM218 250V249H217ZM230 250V249H229ZM228 250V251H229ZM44 251V250H42ZM53 252V250H51ZM213 251V250H212ZM225 251V250H224ZM223 251V252H224ZM247 251V250H246ZM25 252V251H24ZM50 252V251H49ZM51 252V253H52ZM79 252V251H78ZM98 252V253H99ZM172 252V253H173ZM221 252V251H220ZM226 252V251H225ZM248 255L244 256L246 257L245 259H239L241 257H238L236 258L235 255L233 254V256L237 259L236 262L233 260V262H235V264H264V256L261 255V254H249V250L247 251ZM27 253V252H26ZM46 253V254H45ZM44 254L47 255L48 251L45 252ZM49 253V255L51 254ZM72 253V252H71ZM171 253V254H172ZM213 253V252H212ZM19 254V253H18ZM35 254V253H34ZM38 254V253H37ZM41 254V253H40ZM43 254V252H42ZM53 254V253H52ZM58 254V253H57ZM70 254V252H69ZM179 254V253H177ZM183 254V252H182ZM246 254V252H245ZM253 254V255H252ZM81 256V254H79ZM83 255V254H82ZM216 255V254H215ZM230 255V254H229ZM17 256H20V255H17ZM52 256V255H50ZM55 256V252L53 254V257ZM73 256V255H72ZM187 256V254L185 253L183 255V258H181L182 260H184V257ZM190 256V257H191ZM204 256V254H203ZM231 256V255H230ZM12 257V256H11ZM42 257V256H41ZM68 257H70L68 255ZM175 257V256H174ZM189 257V256H188ZM227 257V256H226ZM4 258V260H5ZM56 258V257H55ZM71 258V257H70ZM100 258V259H99ZM152 258H154V256L152 255ZM151 258V259H152ZM159 257L156 256V258L154 259L155 261L153 262L154 264H185L180 261H176V262H172V263H168L166 260H163L164 262H162V260L160 261V258L157 259ZM162 258V257H161ZM205 258V259H203ZM230 258V257H229ZM243 258V257H242ZM17 260H20L23 259L22 256L21 257H18L16 258ZM80 259V258H79ZM157 259V260H156ZM233 259V258H232ZM10 260V259H8ZM7 260V261H8ZM16 260V261H17ZM78 260V259H77ZM6 261V260H5ZM4 261V262H5ZM6 261V263H8ZM218 261V259H217ZM3 262V263H4ZM34 262L36 264H44L43 262V259H38L36 258L34 260ZM48 263V261H46ZM115 262V261H114ZM151 262V260H150ZM149 262V263H150ZM201 261H199L200 263ZM221 262V260H220ZM2 264V262H0ZM5 263V264H6ZM45 263V264H47ZM151 263V264H153ZM223 263V262H222ZM226 263V262H225ZM9 264V263H8ZM33 264V263H32ZM108 264V263H107ZM124 264V263H123Z\"/></svg>", "mask_w": 264, "mask_h": 264}, {"label": "snow or ice", "instance_id": "snow-or-ice-1", "mask_svg": "<svg viewBox=\"0 0 264 264\" xmlns=\"http://www.w3.org/2000/svg\"><path fill=\"white\" fill-rule=\"evenodd\" d=\"M7 24L11 26L12 21H8ZM240 111L242 114L238 116V119L245 121V123L248 122V119L252 121H256L259 116L264 115V113H255V114H250V116L246 117L245 115H243V113H249L250 110L242 107ZM260 130L264 131V126H261Z\"/></svg>", "mask_w": 264, "mask_h": 264}]
</instances>
